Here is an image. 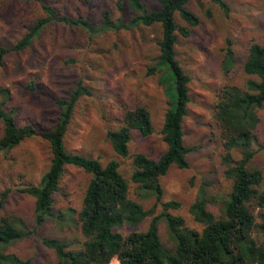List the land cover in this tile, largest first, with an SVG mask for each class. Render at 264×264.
<instances>
[{
	"label": "rangeland",
	"instance_id": "obj_1",
	"mask_svg": "<svg viewBox=\"0 0 264 264\" xmlns=\"http://www.w3.org/2000/svg\"><path fill=\"white\" fill-rule=\"evenodd\" d=\"M145 1L150 9L159 7L152 0ZM225 1L229 12L211 0L193 1L190 7L199 13L201 23L188 37L178 32L177 56L191 76V101L184 131L185 142L192 151L188 167L173 165L160 178L163 200H177L181 204L171 212L182 216L188 228L199 231L203 224L194 219L190 206L204 191L209 207L220 213L232 189L230 171L243 158L242 147H228L226 137L230 136L215 124L214 104L227 81L243 84L249 78L242 67L246 47L264 37V0ZM43 3L55 5L72 17L88 18L95 26L103 21L105 10L111 12L114 20L122 19L125 23L134 16L128 0H0V45L12 48L28 26L43 15ZM176 19L179 26L185 25L178 13ZM161 35L159 24L107 30L91 36L83 28L54 23L30 47L10 50L0 67V84L12 92L6 108L13 112L19 126L31 124L41 130L51 129L58 120V99L68 97L79 81L90 88L91 94L83 96L76 106L65 142L69 151L98 158L103 164L118 160L120 171L130 184V197L152 211L140 226L119 228L124 234L146 230L151 218L162 211L156 197L140 195L131 179L134 154L143 152L158 158L167 147L161 130L169 100L160 73L150 71L159 54ZM228 45L235 51L238 62L230 75L222 67ZM136 102L149 108L154 131L149 136L134 132L130 155L123 157L112 147L107 132L121 125L123 109ZM259 112L261 126L250 143L257 153L250 165L264 171V107ZM50 162L49 142L40 136L27 138L0 154V202L2 193L9 190L4 207L23 214L30 228H33L34 200L20 190L26 184H38ZM91 177L78 166H66L54 203L55 212L63 214V219L47 221L37 233L9 248L23 264H54L53 252L42 243V237L65 240L70 248L81 246L77 211ZM159 231L162 241L173 246L164 220ZM113 264L120 262L114 260Z\"/></svg>",
	"mask_w": 264,
	"mask_h": 264
},
{
	"label": "trees",
	"instance_id": "obj_2",
	"mask_svg": "<svg viewBox=\"0 0 264 264\" xmlns=\"http://www.w3.org/2000/svg\"><path fill=\"white\" fill-rule=\"evenodd\" d=\"M152 1L159 7L150 9L145 0H128L134 16L127 23L122 19L114 20L111 12L105 10L98 26L88 18L72 17L55 5L43 3V15L28 26L25 35L12 48L0 45V67L4 66L10 50L30 47L54 23L83 28L91 36L107 30L159 24L162 34L158 42L159 54L150 71L160 73V82L169 100L161 130L167 147L158 158L143 152L134 154L131 179L140 195L156 197L162 211L151 218L146 230L124 234L119 228L140 226L152 211L145 210L142 203L130 197V184L120 171V162L112 159L103 164L98 158L68 150L65 136L76 106L83 96L92 92L82 81L68 97L58 99V120L54 127L46 130L31 124L19 126L13 112L6 108L12 98L11 89L0 84V154L35 136L47 140L51 149V162L40 182L26 184L20 190L34 200L33 228L23 214L4 207L9 190L1 195L0 264H23V260L10 251L11 245L37 233L47 221L63 219V214L55 212L54 203L68 165L78 166L92 176L77 211L83 241L79 248H70L65 240L42 237V243L53 252L54 264H110L114 258L120 264H264V171L250 165L257 153L250 148V143L258 136L262 122L259 111L264 107V37L251 41L246 47L242 67L249 78L243 84L227 81L214 104L215 124L230 136L226 137L228 147L241 146L243 149L241 162L230 171L231 193L216 214L202 191L189 210L194 219L203 224V229H191L182 216L171 212L180 207V202L163 200L160 178L173 165L189 166L188 155L192 148L185 142L184 121L191 101V76L179 60L176 47L178 32L190 36L193 28L200 25L201 16L190 7L195 0ZM211 1L229 12L225 0ZM177 13L185 25H178ZM207 15L212 16L210 10ZM222 67L226 75L238 67L230 45L225 50ZM121 121L118 128L108 130L107 138L116 153L127 157L134 132L149 136L154 126L149 108L140 102L125 106ZM161 220L167 224L173 246L162 241Z\"/></svg>",
	"mask_w": 264,
	"mask_h": 264
},
{
	"label": "built area",
	"instance_id": "obj_3",
	"mask_svg": "<svg viewBox=\"0 0 264 264\" xmlns=\"http://www.w3.org/2000/svg\"><path fill=\"white\" fill-rule=\"evenodd\" d=\"M114 260H117V262L119 263V260H118L117 258H114V259L111 261L110 264H113V261H114Z\"/></svg>",
	"mask_w": 264,
	"mask_h": 264
}]
</instances>
